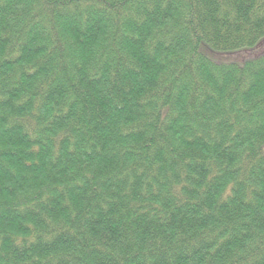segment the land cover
Wrapping results in <instances>:
<instances>
[{
	"label": "trees",
	"instance_id": "obj_1",
	"mask_svg": "<svg viewBox=\"0 0 264 264\" xmlns=\"http://www.w3.org/2000/svg\"><path fill=\"white\" fill-rule=\"evenodd\" d=\"M263 149L264 0H0V264H264Z\"/></svg>",
	"mask_w": 264,
	"mask_h": 264
},
{
	"label": "rangeland",
	"instance_id": "obj_2",
	"mask_svg": "<svg viewBox=\"0 0 264 264\" xmlns=\"http://www.w3.org/2000/svg\"><path fill=\"white\" fill-rule=\"evenodd\" d=\"M244 51H246V50H244ZM256 51H257V49H253L251 51H246V52L238 53V54H227L226 57L229 58L228 61H230L231 63L236 62L237 64H242L243 60L257 55V54H255ZM213 60H215V59H213ZM215 61H218V60H215ZM219 62H227V61H219ZM263 154H264V149H263Z\"/></svg>",
	"mask_w": 264,
	"mask_h": 264
}]
</instances>
